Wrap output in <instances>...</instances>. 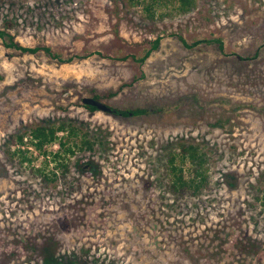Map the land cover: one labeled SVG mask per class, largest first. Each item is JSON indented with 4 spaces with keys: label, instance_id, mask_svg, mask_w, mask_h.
Here are the masks:
<instances>
[{
    "label": "rangeland",
    "instance_id": "rangeland-1",
    "mask_svg": "<svg viewBox=\"0 0 264 264\" xmlns=\"http://www.w3.org/2000/svg\"><path fill=\"white\" fill-rule=\"evenodd\" d=\"M193 2L0 0V264H264V0ZM50 123L90 148L38 151Z\"/></svg>",
    "mask_w": 264,
    "mask_h": 264
},
{
    "label": "trees",
    "instance_id": "trees-1",
    "mask_svg": "<svg viewBox=\"0 0 264 264\" xmlns=\"http://www.w3.org/2000/svg\"><path fill=\"white\" fill-rule=\"evenodd\" d=\"M156 0H151V3L146 4L144 7L146 9V11H148V17L153 19L154 16V2ZM130 2L132 4L136 3L137 0H130ZM194 2L193 0H170V3L168 4V8H166V11L168 12H164L166 14L171 13V11H173L174 13H184L190 9L193 8ZM163 13V14H164ZM3 35L2 32H0V36ZM15 47H17L18 49H21L23 51H33L30 48H25V47H20L18 44H14ZM259 53V50L256 49V51L254 52V54L251 56L252 58H255ZM84 106L86 108H88L89 110H95L96 108L94 106L91 105H86L84 104ZM113 112H116L118 114H121L123 116H129V115H137L139 113L138 110H129V109H119V110H110ZM66 131L67 135H66V139L60 141L61 144V151H64V153L68 156H70V154L74 153V148H90V143L86 138H83L84 140H82L81 142V146H78L77 143L75 141H73L72 144L65 146V142L68 141L67 139L69 137H73L76 135V131L75 129L70 126L67 127L63 124H56V123H50V124H45V125H39L34 127L32 130H30V134H31V142L33 143L35 149H37L38 151H42V153H45V150L43 149V147L47 144L52 142L53 140L56 139V134L59 131ZM19 141H22L23 135H19L18 137ZM65 146V149H64ZM181 151L182 153H186V150L188 151L187 156L194 160L197 159V162H199V164L201 163V156H199L201 154V152H199L196 148V146H186V145H181ZM60 152H55L52 153V158L54 160H59V166L61 167V169L65 172H67L68 170V164L65 161V158L62 156L60 157ZM178 155L175 153H170L169 157H168V165L167 168L169 170L168 174H169V178L168 180L169 185L172 186V189H174V191L176 192V189H178V191H182V189H187L190 190V194L192 195H198L201 191H202V187L205 185V182L207 181V176L203 173L201 174H196L195 176L191 177L188 180H184L183 179V174L181 172V168L176 164V161L183 163L184 161V156L183 154ZM14 154V153H13ZM21 159L26 158L24 153H20L19 154ZM51 158V159H52ZM53 160V161H54ZM40 172H38V174L45 180V182L47 181H53L54 179H56L57 175L55 173L57 172H42V169H39ZM64 172H61V174H63ZM167 173V172H166ZM257 201H259V205L261 207V211L264 213V188H261L258 190V195L256 197Z\"/></svg>",
    "mask_w": 264,
    "mask_h": 264
},
{
    "label": "water",
    "instance_id": "water-1",
    "mask_svg": "<svg viewBox=\"0 0 264 264\" xmlns=\"http://www.w3.org/2000/svg\"><path fill=\"white\" fill-rule=\"evenodd\" d=\"M81 101L86 105L94 106L98 110H102L105 112H110V110H111V108L109 106H107L106 104H104L100 100L95 99L93 97H83L81 99Z\"/></svg>",
    "mask_w": 264,
    "mask_h": 264
}]
</instances>
